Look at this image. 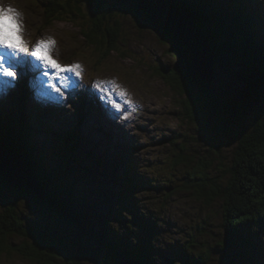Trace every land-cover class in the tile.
<instances>
[{
  "label": "rangeland",
  "instance_id": "1",
  "mask_svg": "<svg viewBox=\"0 0 264 264\" xmlns=\"http://www.w3.org/2000/svg\"><path fill=\"white\" fill-rule=\"evenodd\" d=\"M260 1L264 5V0ZM0 6H11L20 12L23 38L30 47L34 49L38 40L51 37L56 41L52 52L54 59L64 66L76 63L82 66L79 77L74 73L63 74L69 80L57 83L61 88V93H57L45 83L55 75L54 70L48 69L50 75L43 76L42 63L28 57L32 64L39 66L38 70L26 66L19 71L14 83L8 86L11 94L0 92L3 97L0 104L11 114H30L36 127L33 135L47 154L53 150L55 159L59 149L70 152L58 140L60 133L77 127L83 133L82 138L88 137L82 141L79 152L71 155L78 167L75 171L68 170L73 176L71 184L96 208L102 211L112 208V227L125 240L119 243V251L102 253L100 264H118L126 255L138 259L131 253H122L124 243L146 239L147 233L151 234V255L155 264H185L184 256L191 259L188 264H197V261L204 262L200 264H264V251L259 250L261 243L264 245V229L258 226L242 228L241 232L253 234L255 244L252 247L239 245L246 248V254L242 255L249 258L237 256L222 243L228 227L225 225V201L216 199L213 204H207L183 190L190 168L172 164L177 146L184 144L186 153L194 156L195 164L207 160L214 175L223 168V185L226 187L232 176L236 144L223 147L219 155L206 146L208 139L184 117L182 97L160 73L162 67L171 68L176 63L170 49L171 40L165 39L153 27L139 25L132 14L117 13L115 17L121 24L122 35L118 48L107 52L106 45L93 42L82 30L81 26L89 31L91 28L89 8L84 20L64 17L46 26L48 18L37 0H0ZM228 58L216 60L214 82L222 86L233 82L235 72L240 68L238 58L230 57L236 63H230ZM20 73H23V79ZM237 81L240 83L241 80ZM34 99L38 108L34 107ZM263 108L264 99L247 120L254 121L261 114L264 119ZM228 128L236 135L233 124L228 122ZM85 153H90L93 158H86ZM126 154L132 160L131 165L126 167L119 163L118 169L121 173L137 171L141 184L136 188L113 176L115 161ZM102 157L106 160L100 165L97 159ZM66 163H69L67 158ZM60 169L65 178L67 171ZM30 202L27 199L19 205L20 212L25 215L23 220L38 215L42 219V212ZM77 234L84 235L79 231ZM207 251L210 253L208 260L205 259ZM0 264L34 263L12 251L0 256Z\"/></svg>",
  "mask_w": 264,
  "mask_h": 264
},
{
  "label": "trees",
  "instance_id": "2",
  "mask_svg": "<svg viewBox=\"0 0 264 264\" xmlns=\"http://www.w3.org/2000/svg\"><path fill=\"white\" fill-rule=\"evenodd\" d=\"M144 1H152L160 15L176 7L189 12L206 32L218 62L226 57H229L230 63H236L231 59H239L240 68L235 72L233 82L223 83L224 86L213 82L210 87L192 68L189 52L184 45L168 34L164 38L171 40L170 49L176 63L171 68L162 67L160 73L182 97L184 117L208 139L206 146L210 150L220 155L223 147L236 144L232 176L226 187L223 185V168L219 173L216 171L218 175H214L211 173V163L207 160L195 164L192 160L194 156L186 153L184 144L177 146L172 164H184L190 168L185 176L183 190L207 204H213L216 199L225 201V225L228 227L226 239L222 243L229 246L237 256L246 254V248L239 245L252 247L255 240L252 233L241 232L242 228L258 226L264 229V119L261 114L254 121L247 120L260 100L264 99L263 2ZM37 4L48 18L46 26L64 17L84 20L86 9L89 8L91 28L89 31L81 26L82 30L93 42L106 45L107 52L118 48L117 43L122 35L121 24L115 17L117 13L132 14L139 25L152 27L129 9L126 0H37ZM0 106V145L25 161L45 194L44 197H38L23 189L9 187L5 182L0 183V256L14 251L34 264H100L102 253L119 251V243L125 240L112 227V208L107 211L96 208L85 196L76 192L71 184L72 176L64 178L60 174L62 170L57 155L55 159L53 150L50 153L47 151V154L33 135L36 127L30 114H11L6 107ZM23 110H27L25 104ZM228 122L236 127V135L228 128ZM63 133L58 135V140L74 152H79L82 141L88 140V137L82 138L83 133L77 127ZM90 153H85L86 158H93ZM127 154L115 161L113 176L136 188L141 184V176L137 171L124 170L121 173L118 169L119 163L126 167L131 165L132 160H129ZM104 160V157L97 159L100 165ZM27 199H30L31 205L39 208L42 219L38 215L23 220L25 215L20 212L19 205ZM76 231L84 235H76ZM16 238L22 241H13ZM124 244L126 246L122 253H131L144 264H155L151 255V234L147 233L146 239L137 240L136 243L126 240ZM261 246L259 250L263 252L264 245L261 243ZM209 256L207 251L205 259L208 260ZM184 259L185 264L191 260L186 256Z\"/></svg>",
  "mask_w": 264,
  "mask_h": 264
},
{
  "label": "water",
  "instance_id": "3",
  "mask_svg": "<svg viewBox=\"0 0 264 264\" xmlns=\"http://www.w3.org/2000/svg\"><path fill=\"white\" fill-rule=\"evenodd\" d=\"M151 2L126 0L129 9L140 16L145 23L154 27L164 36L171 34L174 39L179 40L184 45L189 52L192 68L211 87L216 79L217 57L206 32L195 22L189 12L176 7L168 9L163 15H160ZM64 150L59 149L56 155L59 166L64 172L67 171V175L71 176L68 170L75 171L78 168L74 165L76 162L71 156L74 151L72 149H69L70 152ZM66 158L70 165L69 163L64 164ZM4 182L9 187L23 189L38 197L45 196L36 176L25 161L0 145V183ZM118 264L144 263L132 256H126Z\"/></svg>",
  "mask_w": 264,
  "mask_h": 264
},
{
  "label": "snow or ice",
  "instance_id": "4",
  "mask_svg": "<svg viewBox=\"0 0 264 264\" xmlns=\"http://www.w3.org/2000/svg\"><path fill=\"white\" fill-rule=\"evenodd\" d=\"M23 26L21 23L20 12L9 6H0V92H7L8 86L12 85L19 71L26 66L38 70L39 66L34 65L29 61L28 57H34L40 61L45 69L43 76H49L48 69L54 70L55 75L51 77L48 83L51 89L57 93H61V88L57 87V83L63 84L68 81L69 77L64 73H74L75 76L81 75L82 66L79 63L68 66L61 65L53 58L52 52L56 41L51 37L40 39L35 44L34 49L23 38ZM11 78V79H6ZM54 80L56 83H52ZM73 83H76L73 81ZM114 83V82H113ZM100 88V84L96 85ZM104 91L103 88L100 89ZM124 95V93H121ZM3 97H0L2 99ZM119 107V105H117Z\"/></svg>",
  "mask_w": 264,
  "mask_h": 264
},
{
  "label": "bare ground",
  "instance_id": "5",
  "mask_svg": "<svg viewBox=\"0 0 264 264\" xmlns=\"http://www.w3.org/2000/svg\"><path fill=\"white\" fill-rule=\"evenodd\" d=\"M16 149V148H15Z\"/></svg>",
  "mask_w": 264,
  "mask_h": 264
}]
</instances>
